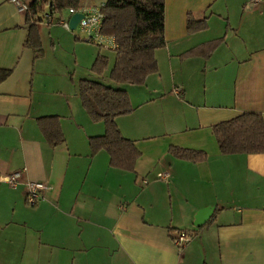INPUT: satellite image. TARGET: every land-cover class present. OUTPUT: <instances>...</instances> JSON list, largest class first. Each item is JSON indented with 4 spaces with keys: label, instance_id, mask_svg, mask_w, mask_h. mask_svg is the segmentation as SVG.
Wrapping results in <instances>:
<instances>
[{
    "label": "crops",
    "instance_id": "0c3cea01",
    "mask_svg": "<svg viewBox=\"0 0 264 264\" xmlns=\"http://www.w3.org/2000/svg\"><path fill=\"white\" fill-rule=\"evenodd\" d=\"M96 2L105 0L79 10ZM65 12L51 14L53 24L42 22L48 10L28 22L0 0V264H264V154L222 155L213 134L245 113L264 118V0H164L166 45L142 86L113 83L115 50L65 29ZM188 17L206 28L188 32ZM30 28L41 53L26 46ZM212 42L209 55L186 56ZM98 55L108 59L101 76L91 70ZM83 80L127 92L134 110L116 124L140 152L133 172L92 154L90 139L106 127L83 108ZM50 118L64 137L56 147L41 128ZM171 146L207 157L179 160ZM17 171L15 187L1 181ZM28 182L48 185L35 206ZM207 207L212 215L195 227ZM177 231L192 235L182 248Z\"/></svg>",
    "mask_w": 264,
    "mask_h": 264
},
{
    "label": "trees",
    "instance_id": "16d2710c",
    "mask_svg": "<svg viewBox=\"0 0 264 264\" xmlns=\"http://www.w3.org/2000/svg\"><path fill=\"white\" fill-rule=\"evenodd\" d=\"M81 1L34 0L25 13L27 21L46 10L50 14L78 10ZM100 11L105 18L101 33L113 37L117 46L110 80L117 85H144L147 78L158 71L155 52L166 45L164 0H105ZM187 28L188 32H194L205 29L206 25L188 17ZM217 44L208 43L189 51L186 56L201 55L200 49L207 50L209 55ZM26 46L41 53L39 35L33 28L29 30ZM107 67L108 59L98 55L91 70L101 76ZM79 94L88 116L94 122H103L106 127L103 136L90 139L92 154L106 151L110 167L133 172L140 152L132 141L123 137L116 124V118L129 115L134 110L127 92L100 82L83 80L79 84ZM50 119L55 122L50 125L43 123L41 128L48 143L56 147L64 143V137L59 123L54 118ZM213 134L222 155L264 154V118L259 114L245 113L220 123L213 127ZM169 153L179 160L194 163L207 157L202 151L173 146Z\"/></svg>",
    "mask_w": 264,
    "mask_h": 264
},
{
    "label": "built area",
    "instance_id": "2783aa9c",
    "mask_svg": "<svg viewBox=\"0 0 264 264\" xmlns=\"http://www.w3.org/2000/svg\"><path fill=\"white\" fill-rule=\"evenodd\" d=\"M261 0H250L251 3L257 4ZM10 3L16 7V9L25 14L28 11L32 1L31 0H10ZM69 15H73L74 13H82L84 14V18L79 22L78 28L84 30L88 34L87 42L93 43L97 47L104 50H116L117 46L113 37L105 36L101 33L102 25L104 22V15L101 13L100 8H92L86 10H73L70 9ZM46 22L47 24H53L56 20L50 13L44 14L42 16V22ZM60 24L67 30H69L68 21H60ZM22 173L20 171L11 173L2 178V182L6 183L11 187H15ZM169 178L168 173H158L157 179L162 181H167ZM147 183L146 181H143ZM48 190V185L44 182H28L26 184L25 191V200L27 205L35 206L40 200L43 198V194ZM192 239L191 233L187 231H177L172 237L173 244L182 248L184 245L189 243Z\"/></svg>",
    "mask_w": 264,
    "mask_h": 264
},
{
    "label": "water",
    "instance_id": "95a60500",
    "mask_svg": "<svg viewBox=\"0 0 264 264\" xmlns=\"http://www.w3.org/2000/svg\"><path fill=\"white\" fill-rule=\"evenodd\" d=\"M83 18H84V14L79 13V12L71 15L68 20L69 30L75 31L78 28L79 22ZM212 213H213L212 207H207V208L200 210L195 217L194 226L201 227L202 225H204L207 222V220L210 218Z\"/></svg>",
    "mask_w": 264,
    "mask_h": 264
},
{
    "label": "rangeland",
    "instance_id": "374dc122",
    "mask_svg": "<svg viewBox=\"0 0 264 264\" xmlns=\"http://www.w3.org/2000/svg\"><path fill=\"white\" fill-rule=\"evenodd\" d=\"M96 6L99 7L100 3L96 2ZM64 13H68V12H64ZM66 19H68V17ZM80 32H81V29H79V28H77L75 31H73V33H75V34H79ZM106 55H107V53H106ZM108 58H109V66L112 68L113 63H114V58H115L114 53H112V52L108 53ZM110 67H109V69H110Z\"/></svg>",
    "mask_w": 264,
    "mask_h": 264
}]
</instances>
